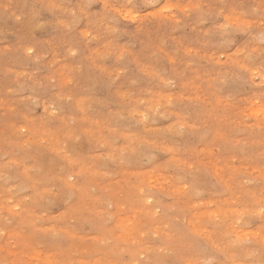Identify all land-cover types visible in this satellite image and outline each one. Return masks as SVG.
Returning <instances> with one entry per match:
<instances>
[{
    "label": "clouds",
    "instance_id": "obj_1",
    "mask_svg": "<svg viewBox=\"0 0 264 264\" xmlns=\"http://www.w3.org/2000/svg\"><path fill=\"white\" fill-rule=\"evenodd\" d=\"M20 2L25 35L0 28V264H264V112L248 155L239 100L264 109V0Z\"/></svg>",
    "mask_w": 264,
    "mask_h": 264
},
{
    "label": "rangeland",
    "instance_id": "obj_2",
    "mask_svg": "<svg viewBox=\"0 0 264 264\" xmlns=\"http://www.w3.org/2000/svg\"><path fill=\"white\" fill-rule=\"evenodd\" d=\"M5 7L8 8V12L6 14H4L3 16H0V28H3L7 31L14 32L16 34L15 38H17V39L20 37H23L25 35V31H26L25 26L22 24H17L15 22L14 17H12V13L19 15L22 10L26 11L25 9H22V5H21L20 0H11L10 4H8L7 0H5ZM0 62H5V61H0ZM106 66L112 67L113 66L112 61L111 60L107 61ZM17 70H20V69L17 68ZM6 83H7L6 80H0V85L6 84ZM114 89H115V86H113V91H114ZM253 91H254L253 89L245 88L239 96V100H240L242 108L249 109V112H248V120L250 122V124L248 126L249 130L240 137L241 139L246 140L249 143L250 147L247 150L248 155H251L253 151L259 149L260 141L262 139V134L260 132V129L258 127H254V125L256 124V121H257V116L253 115V113L257 112L258 109L252 108L248 104V99L253 95ZM108 95H109V90L105 89L103 85H100L95 90H93L91 93H84L83 96H85V97H83V98L86 99L88 96H93L95 98L103 99L104 97H106ZM94 114L99 116V117H102L104 113L101 111V112H97ZM184 143L189 145V146H195L197 142H196L195 138H193V137H185ZM204 148H205V144L202 143L199 145V150H203ZM223 155H224L225 159H227L228 154L225 153ZM181 156L183 158H188V157H192L193 153L189 150L187 152H182ZM249 162L250 161L248 159H246L243 154H241L239 157V161L233 162V167H248ZM220 167H223V165L221 164ZM149 179H152V177H149ZM201 203H200L199 207H201L207 211H209V210L213 211V209L209 206V204L211 205V203H212L211 201H204ZM203 214H204L203 212H194L193 217L197 218V216L199 217V216H202ZM177 229H179V231L183 230L181 226H177V228L174 229V231H177ZM195 230L196 231H203V229H200L199 227H196Z\"/></svg>",
    "mask_w": 264,
    "mask_h": 264
},
{
    "label": "snow or ice",
    "instance_id": "obj_3",
    "mask_svg": "<svg viewBox=\"0 0 264 264\" xmlns=\"http://www.w3.org/2000/svg\"><path fill=\"white\" fill-rule=\"evenodd\" d=\"M261 112H264V109H261V110H259L257 112H254L253 115L259 116L261 114Z\"/></svg>",
    "mask_w": 264,
    "mask_h": 264
},
{
    "label": "bare ground",
    "instance_id": "obj_4",
    "mask_svg": "<svg viewBox=\"0 0 264 264\" xmlns=\"http://www.w3.org/2000/svg\"><path fill=\"white\" fill-rule=\"evenodd\" d=\"M83 97H85V96H83ZM257 111H259V110H257ZM253 113V112H252ZM256 118V117H255ZM237 165V164H236ZM239 166V165H238ZM204 202V201H203ZM207 203V202H206ZM202 204V203H201ZM206 205V204H205ZM209 206H210V204H209ZM209 212H211L210 210H209ZM197 214V213H196ZM200 214V213H199ZM196 218V217H195ZM197 218H198V216H197Z\"/></svg>",
    "mask_w": 264,
    "mask_h": 264
}]
</instances>
